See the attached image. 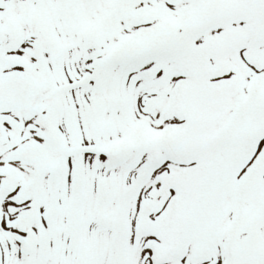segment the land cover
I'll return each mask as SVG.
<instances>
[{
    "label": "snow or ice",
    "instance_id": "6c2138e0",
    "mask_svg": "<svg viewBox=\"0 0 264 264\" xmlns=\"http://www.w3.org/2000/svg\"><path fill=\"white\" fill-rule=\"evenodd\" d=\"M0 264H264V0H0Z\"/></svg>",
    "mask_w": 264,
    "mask_h": 264
}]
</instances>
